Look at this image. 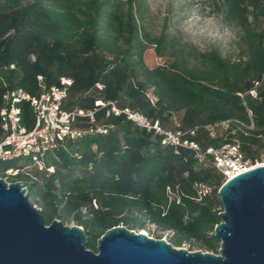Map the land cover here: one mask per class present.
I'll list each match as a JSON object with an SVG mask.
<instances>
[{
	"label": "trees",
	"instance_id": "16d2710c",
	"mask_svg": "<svg viewBox=\"0 0 264 264\" xmlns=\"http://www.w3.org/2000/svg\"><path fill=\"white\" fill-rule=\"evenodd\" d=\"M211 1L238 30L237 61L216 49L177 47L166 29L153 37L147 0H0V111L9 92L39 95V76L46 88L68 77L73 84L64 110L115 102L203 149L238 144L254 165L264 151V0ZM152 47L158 57H169L165 65L145 63ZM256 82L262 83L253 98L248 92ZM18 106L23 125L32 129V108ZM106 113L96 112V125L106 134L67 142L47 154L43 170L27 157L0 161V178L22 183L46 225L57 219L83 227L94 252L108 229L141 231L150 224L169 232L174 247L189 242L219 254L214 229L223 211L218 191L226 181L211 158L199 163L191 148L163 143L156 130ZM223 121L232 122L223 130ZM79 125L88 122L80 119Z\"/></svg>",
	"mask_w": 264,
	"mask_h": 264
},
{
	"label": "water",
	"instance_id": "95a60500",
	"mask_svg": "<svg viewBox=\"0 0 264 264\" xmlns=\"http://www.w3.org/2000/svg\"><path fill=\"white\" fill-rule=\"evenodd\" d=\"M214 229L219 254L188 251L124 225L87 248L83 227L55 219L46 225L20 182L0 178V264H264V164L225 182Z\"/></svg>",
	"mask_w": 264,
	"mask_h": 264
},
{
	"label": "built area",
	"instance_id": "2783aa9c",
	"mask_svg": "<svg viewBox=\"0 0 264 264\" xmlns=\"http://www.w3.org/2000/svg\"><path fill=\"white\" fill-rule=\"evenodd\" d=\"M11 68H14V66ZM38 81L43 90L39 95L33 96L22 89H18L4 96L5 106L0 111V124L3 129V137L0 140V161L27 157L40 170H43L45 168L44 158L47 154L64 146L67 142L96 134H106L108 132L107 128L96 125V112L101 108H106L107 116L111 113L116 116L124 114L139 126L156 130L157 133L165 136L163 143L191 148L199 163H205L211 158L213 166L225 176L226 182L254 167L245 158L238 144L203 149L196 143L182 141L181 133L163 131L158 123L151 125L150 121L144 116L129 109H119L115 102L97 100L95 109L90 111L80 109L64 110L63 103L67 99L69 88L73 84L72 79L62 77L59 85L51 88L45 87L43 77L39 76ZM261 83L256 82L248 95L256 98ZM96 87L102 90L104 86L98 83ZM20 102H26L32 108L34 125L30 130L23 125L22 110L18 106ZM249 113L252 116L250 111ZM80 119H86L88 126H80ZM231 122L223 121L218 126L227 129ZM254 127L252 121L248 128L253 130ZM207 129L211 137H215L214 128L208 126ZM48 170L53 171L52 168ZM17 174L18 171H7L9 176H16ZM6 179L8 177L4 178L5 181ZM203 192L205 194L208 191L204 189Z\"/></svg>",
	"mask_w": 264,
	"mask_h": 264
},
{
	"label": "rangeland",
	"instance_id": "374dc122",
	"mask_svg": "<svg viewBox=\"0 0 264 264\" xmlns=\"http://www.w3.org/2000/svg\"><path fill=\"white\" fill-rule=\"evenodd\" d=\"M147 3L149 10L146 25L153 37L159 36L161 31L166 29L177 47L188 45L201 51L216 49L224 58L233 61L241 58L242 53L237 44L238 30L214 11L211 0H147ZM144 60L150 68H155L165 65L169 57H158L152 47L145 52ZM261 164H264V151L260 160L253 166ZM6 182L14 183L10 178L6 179ZM30 202L34 205L31 200ZM141 231L146 232L153 239H163L170 243L171 234L162 232L154 225L149 224L146 230ZM177 248H185L191 252H208L189 242ZM210 253L218 255L214 252Z\"/></svg>",
	"mask_w": 264,
	"mask_h": 264
}]
</instances>
